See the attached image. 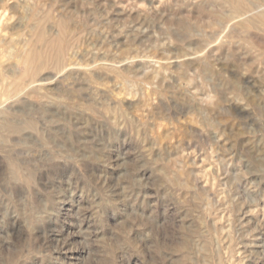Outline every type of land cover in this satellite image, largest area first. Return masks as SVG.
Listing matches in <instances>:
<instances>
[{
  "label": "rangeland",
  "instance_id": "1",
  "mask_svg": "<svg viewBox=\"0 0 264 264\" xmlns=\"http://www.w3.org/2000/svg\"><path fill=\"white\" fill-rule=\"evenodd\" d=\"M234 3L0 0L9 81L64 38L20 80L46 140L0 141V264H264V22Z\"/></svg>",
  "mask_w": 264,
  "mask_h": 264
},
{
  "label": "bare ground",
  "instance_id": "2",
  "mask_svg": "<svg viewBox=\"0 0 264 264\" xmlns=\"http://www.w3.org/2000/svg\"><path fill=\"white\" fill-rule=\"evenodd\" d=\"M236 3V7L238 9H242L241 11L244 13L238 14L237 18L240 20H243L247 16L257 17L262 22H264V0H256L254 2L250 0H234ZM234 3V4H235ZM248 7L252 8L251 10L247 9ZM247 10V11H245ZM248 18V17H247ZM251 21V20H250ZM15 26V25H14ZM13 26V27H14ZM42 26V25H41ZM45 26V25H44ZM63 28V27H62ZM143 29V28H142ZM41 30V29H40ZM64 31V28H63ZM61 33V32H60ZM146 33V32H145ZM26 38V37H25ZM37 43L41 42L45 45L44 48L45 51H42L39 46H31L29 52L26 55H20V60L24 64V71L20 73L19 79L23 80L26 79V77H31L38 69H43L48 65V63L53 60L54 58H58L63 49V43L64 38L63 35L60 34L56 37H49L44 34V32L38 33L37 37H35ZM1 39V37H0ZM2 41V40H1ZM6 43V41H5ZM26 43V42H25ZM29 43V42H28ZM27 44V43H26ZM36 44V43H35ZM25 45V44H24ZM12 46V45H11ZM26 46V45H25ZM7 47V46H6ZM10 51V50H9ZM4 52V51H3ZM7 52V48H6ZM193 54V53H192ZM196 54V53H195ZM17 60V57H16ZM57 60V59H56ZM192 60V59H191ZM58 61V60H57ZM176 61V60H175ZM178 63V62H177ZM6 65V64H5ZM4 66V65H3ZM16 73V72H15ZM10 74V73H9ZM52 75V73H51ZM55 75V74H54ZM160 75V74H159ZM18 76V75H17ZM50 77V76H49ZM18 78V77H17ZM165 78V77H164ZM42 79V78H41ZM210 79V78H209ZM20 80H14L13 82L8 80V77L6 74L2 73L0 70V141H7L10 139V141H13L14 143H20L23 142H29L32 143L39 138V136L35 135L33 136L32 133L35 131V133H40V135L43 137L42 140L45 139V133L48 131V129H45V123H42V127L38 126V123L41 122L40 118H42L43 110L49 111L51 108H53L55 105L54 101L52 99L48 98H41L38 101H34L31 99V90L38 88L40 85H42V82L38 81H29L27 83H21ZM40 81V80H39ZM48 81V80H47ZM49 82V81H48ZM44 83V82H43ZM46 86V85H45ZM41 88V86H40ZM41 90V89H39ZM65 92V91H64ZM34 93V92H33ZM47 93V92H46ZM40 94V93H39ZM36 95V94H35ZM18 97V100L22 102L21 105L27 107L29 109L28 116L24 118V120L19 121L16 120V118H13L11 115L12 113H18L20 109L14 107V105H8L7 99H10L12 97ZM39 98V97H38ZM72 98V97H71ZM14 103V102H13ZM12 104V103H11ZM20 106V104H18ZM60 109V108H59ZM241 109V108H240ZM58 110V109H56ZM107 110V109H106ZM21 111V110H20ZM28 111V110H25ZM33 111L38 113L41 117H36L33 115ZM47 111V112H48ZM52 111V110H51ZM61 111V110H60ZM105 111V110H104ZM50 112V111H49ZM106 112V111H105ZM46 113V112H45ZM35 114V113H34ZM59 114V113H58ZM57 114V115H58ZM118 115V114H117ZM46 117V116H44ZM68 117V116H67ZM19 118V117H18ZM50 118V116H49ZM52 118V117H51ZM50 118V119H51ZM48 119V116H47ZM49 119V120H50ZM100 119V118H99ZM113 119V118H112ZM111 119V120H112ZM52 120V119H51ZM84 120V119H83ZM46 121V120H44ZM54 121V120H53ZM51 122V121H50ZM80 122V121H79ZM49 123V122H48ZM99 123V122H98ZM104 123V122H103ZM136 126V125H135ZM52 128V127H51ZM30 131V132H29ZM119 132V130H118ZM34 133V134H35ZM128 133V132H127ZM137 133V132H136ZM67 136V135H66ZM36 138V140L34 139ZM48 139V138H47ZM44 141V140H43ZM3 143V142H1ZM41 145V144H40ZM39 145V146H40ZM6 149V148H5ZM32 150V148H30ZM39 150H37L38 152ZM21 152V151H19ZM25 152V151H24ZM40 152V151H39ZM45 152V151H44ZM14 154V153H13ZM49 154V153H48ZM44 155V154H43ZM30 156V155H29ZM19 160V159H18ZM14 167H16V170L20 171L21 167L18 165L17 162L14 163ZM26 164V163H25ZM21 165V164H20ZM23 169V167H22ZM16 170L12 172L16 174ZM196 170V169H195ZM25 171V170H24ZM21 174V177L27 180H30L32 175L28 173ZM197 172V171H196ZM33 173V172H32ZM197 175V174H196ZM19 176V175H18ZM192 178V177H191ZM34 180V179H33ZM32 180V181H33ZM179 181V180H178ZM193 181V180H192ZM213 225V224H212ZM204 241V240H203ZM195 242V240H194ZM197 245V244H196ZM204 245V243H203ZM188 249V248H187ZM191 249V248H190ZM201 249V248H200ZM192 256V255H191ZM176 259V258H175ZM219 260V259H218ZM207 261V260H206ZM195 262V261H194ZM179 263V262H178Z\"/></svg>",
  "mask_w": 264,
  "mask_h": 264
}]
</instances>
